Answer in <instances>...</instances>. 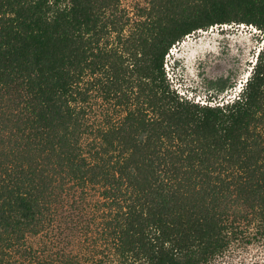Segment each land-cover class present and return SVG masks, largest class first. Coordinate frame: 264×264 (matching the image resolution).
I'll list each match as a JSON object with an SVG mask.
<instances>
[{
  "label": "trees",
  "instance_id": "1",
  "mask_svg": "<svg viewBox=\"0 0 264 264\" xmlns=\"http://www.w3.org/2000/svg\"><path fill=\"white\" fill-rule=\"evenodd\" d=\"M136 15L0 0V264H264V0ZM229 23L262 34L241 90L183 97L168 50Z\"/></svg>",
  "mask_w": 264,
  "mask_h": 264
},
{
  "label": "rangeland",
  "instance_id": "2",
  "mask_svg": "<svg viewBox=\"0 0 264 264\" xmlns=\"http://www.w3.org/2000/svg\"><path fill=\"white\" fill-rule=\"evenodd\" d=\"M121 3L133 21L137 8L145 5V0H121ZM261 45L260 30L250 24H215L197 29L168 50L164 57L165 74L183 97L201 104L225 103L241 90ZM221 86H224L222 90ZM247 251L246 260L253 259L255 248ZM231 262L241 263L239 258L232 261L228 258L219 264Z\"/></svg>",
  "mask_w": 264,
  "mask_h": 264
},
{
  "label": "clouds",
  "instance_id": "3",
  "mask_svg": "<svg viewBox=\"0 0 264 264\" xmlns=\"http://www.w3.org/2000/svg\"><path fill=\"white\" fill-rule=\"evenodd\" d=\"M174 65V62H172V66ZM173 68V67H172ZM190 91H192V89H190Z\"/></svg>",
  "mask_w": 264,
  "mask_h": 264
}]
</instances>
